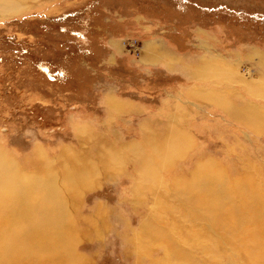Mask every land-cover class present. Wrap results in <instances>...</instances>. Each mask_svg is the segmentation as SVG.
Wrapping results in <instances>:
<instances>
[{
    "label": "rangeland",
    "instance_id": "374dc122",
    "mask_svg": "<svg viewBox=\"0 0 264 264\" xmlns=\"http://www.w3.org/2000/svg\"><path fill=\"white\" fill-rule=\"evenodd\" d=\"M24 1L21 12L0 15V148L27 172L37 147L55 172L71 153L99 172L105 170L93 146L109 141L124 165L108 177L94 175L96 184L77 195L75 208L70 201L82 264L161 258L162 250L139 255L126 235L150 207L166 224L173 205L160 199L153 206L142 186L161 185L154 177L172 186L177 174L185 178L208 159L214 167L200 183L244 185L256 197L250 194L257 209L245 225H234L248 237L246 246L240 239L228 244L237 233L215 228L223 264H264V0ZM173 133L191 140L181 152H172ZM166 141L173 149L150 147ZM133 144L161 156L135 194L134 179L141 181L130 161ZM167 155L171 163L159 168Z\"/></svg>",
    "mask_w": 264,
    "mask_h": 264
},
{
    "label": "bare ground",
    "instance_id": "6f19581e",
    "mask_svg": "<svg viewBox=\"0 0 264 264\" xmlns=\"http://www.w3.org/2000/svg\"><path fill=\"white\" fill-rule=\"evenodd\" d=\"M26 7L27 3L24 0H0V15H15ZM239 119L243 120V117L239 116ZM169 141L173 142L172 147L175 149L170 148L171 144L168 145L167 141L154 143L150 147L163 153L167 149H173L172 152H174L183 147L187 148L189 141L191 142L184 139L182 135L175 134ZM133 147L134 156L130 161L137 169L141 181L138 185V181L134 179L132 191L135 194L141 191L142 180H146L145 173H153L154 169H157V166L153 165L154 157L161 156H155L158 153L154 151L148 157L141 144H133ZM93 148L98 153L96 156L98 164L100 166L102 164V168L107 172L99 171V173L88 164L79 162L74 156L75 153L68 156L70 160L66 166L61 167L59 172H55L48 152L40 147L34 149L33 159L27 160L33 165L32 172L29 170L27 172L20 166L19 159L10 156L6 150L0 148V264L83 263L82 257L75 252L77 234L74 232L77 230L68 212L70 201L75 208L74 202L77 195L96 184L94 175H102L105 178L110 176L107 175L108 173L124 167L123 163L112 155L114 150L109 141H100ZM169 158L168 156L167 161L158 160L159 162H156L158 167L169 166L168 163H171L168 162ZM213 164L214 161L211 159L193 164V168L188 172L189 177L184 178L177 174L172 178V186L164 183L163 180L167 178H161L159 182L158 177H154L153 182L161 185L157 186L150 182L151 184L144 183L145 185L142 186L152 195L150 200L152 199L153 206L160 199L173 202L168 210L169 213L165 212L167 213L166 224L157 223L155 220L157 215L152 212L154 207H150L144 210L145 214L141 217L137 231L126 234L127 237L129 235V245L134 247L139 255H145L148 251L150 254L162 250V257L156 262L151 261L150 264H213L214 260H223V252L219 250L221 242L213 239L217 227L227 235L237 233V237L235 234L231 237L228 235V244L231 242L234 245V241L240 239L237 245L246 246L244 240L248 237H243L244 231L240 227L234 229L238 227L234 225H245L247 213L257 209L256 201L249 202L250 189L243 188L244 185L243 187L237 185L234 188H226L227 186L213 188L217 186L216 182L200 183L201 174L211 172ZM163 186L166 187L163 191L167 190L165 193L161 191ZM251 195L252 198L255 197ZM147 199L143 202L148 203ZM236 201L238 203H235ZM232 218H237L235 223H232ZM247 224L249 225L248 220ZM217 237L220 235L218 234ZM232 250L235 251L236 248ZM198 256L205 257L204 261ZM251 260L253 264H256L255 259L251 258ZM223 263L224 260L221 264Z\"/></svg>",
    "mask_w": 264,
    "mask_h": 264
}]
</instances>
